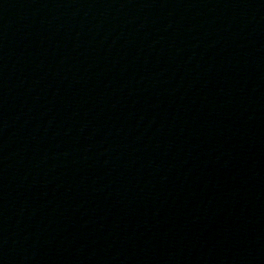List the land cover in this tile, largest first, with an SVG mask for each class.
I'll list each match as a JSON object with an SVG mask.
<instances>
[{"label":"water","instance_id":"1","mask_svg":"<svg viewBox=\"0 0 264 264\" xmlns=\"http://www.w3.org/2000/svg\"><path fill=\"white\" fill-rule=\"evenodd\" d=\"M264 183V0H0V264Z\"/></svg>","mask_w":264,"mask_h":264}]
</instances>
